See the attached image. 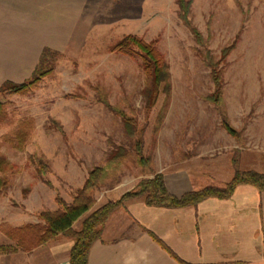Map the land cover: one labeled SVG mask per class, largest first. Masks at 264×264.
Returning <instances> with one entry per match:
<instances>
[{
    "label": "rangeland",
    "instance_id": "obj_1",
    "mask_svg": "<svg viewBox=\"0 0 264 264\" xmlns=\"http://www.w3.org/2000/svg\"><path fill=\"white\" fill-rule=\"evenodd\" d=\"M185 1L203 43L179 17L177 0H84L79 41L64 52L48 48L54 52L41 69L46 72L30 92L0 93V155L12 164L10 184L0 193V244L14 243L5 236L9 227L44 226L37 214L62 209L56 198L71 204L88 171L103 166L117 146L129 154L92 191L93 208L152 176L148 165L135 161L120 116L98 93L135 116L143 129V154L162 174L178 167L208 171L231 148L234 137L208 99L215 89L210 60L222 77L221 99L231 126L242 131L249 119L264 120V0ZM127 34L155 42L168 65L170 90L148 110L141 59L111 51ZM25 119L32 121L31 129L18 149L4 136ZM32 155L45 164L42 171Z\"/></svg>",
    "mask_w": 264,
    "mask_h": 264
},
{
    "label": "crops",
    "instance_id": "obj_2",
    "mask_svg": "<svg viewBox=\"0 0 264 264\" xmlns=\"http://www.w3.org/2000/svg\"><path fill=\"white\" fill-rule=\"evenodd\" d=\"M83 5L84 0H0V87L30 78L44 48L64 52L79 41ZM242 128L223 160L208 163L217 167L163 172L168 191L180 196L220 185L236 169L264 173V120L251 118ZM72 244L60 235L0 253V264H69ZM170 252L193 264H264V191L239 184L229 198L208 197L177 208L127 200L92 243L87 264H180Z\"/></svg>",
    "mask_w": 264,
    "mask_h": 264
},
{
    "label": "trees",
    "instance_id": "obj_3",
    "mask_svg": "<svg viewBox=\"0 0 264 264\" xmlns=\"http://www.w3.org/2000/svg\"><path fill=\"white\" fill-rule=\"evenodd\" d=\"M177 4L179 17L186 25H189L196 41L203 43L198 30L191 25L188 19L189 2L177 0ZM111 51H117L131 57L136 56L141 59V71L144 75V86L141 95L147 110L154 105L162 91L169 92L170 74L168 65L157 49L155 42H146L134 34H127L112 45ZM53 52L48 48H44L31 78L22 83L5 81L0 87V93L25 94L30 92L36 86L39 78L45 74L46 71L41 69L46 63L48 56H50L49 54ZM226 53L227 49L223 51V54ZM206 64L211 68V76L215 87L208 99L217 106L221 115V123L225 130L235 139H239L242 131L231 126L223 107L221 99L222 77L216 71L212 60ZM98 100L120 116L123 124V134L132 142L131 151L135 161L141 165H148L146 170L152 176L139 180L132 188L123 192L118 199L108 200L93 208L95 199L91 195L92 191L104 184L109 171L117 167L122 159L129 154L124 146H117L112 158L106 161L103 166H95L88 171L82 187L78 189L71 204H65L61 198H56L62 209H58L55 212L43 210L37 214L38 219L44 222V226L40 224H25L9 227L5 230V235L14 243L0 244V253L14 252L18 248L29 249L54 240L61 235L73 241L69 250V264H87L88 252L92 243L99 239L111 214L119 207H122L127 200L143 198L144 202L149 206L177 208L196 205L208 197L229 198L239 184H250L258 190L264 191V173L250 169H236L232 177L222 185H207L187 191L180 196H175L168 191L163 174L153 171L149 160L145 158L143 154L144 141L141 136L143 129L139 128L135 116H128L121 108L112 106L105 99L102 92L98 93ZM1 108L0 104V112L2 111ZM31 123L32 121L29 119L21 121L13 132L4 136V140L13 147L22 149L28 138ZM30 159L34 162L37 161L36 164L40 171L45 167L41 158H35L32 155ZM11 169L12 164L4 156L0 155V193L10 184L9 175L7 174L11 172ZM85 213L87 214L81 220L80 226L75 228L74 222ZM171 254L180 264H193L179 259L173 252Z\"/></svg>",
    "mask_w": 264,
    "mask_h": 264
}]
</instances>
